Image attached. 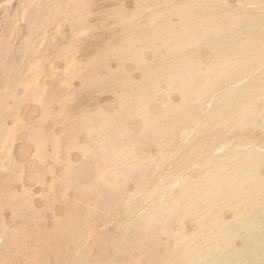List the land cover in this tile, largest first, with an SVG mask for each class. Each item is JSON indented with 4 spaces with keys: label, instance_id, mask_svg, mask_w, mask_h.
I'll return each instance as SVG.
<instances>
[{
    "label": "rangeland",
    "instance_id": "rangeland-1",
    "mask_svg": "<svg viewBox=\"0 0 264 264\" xmlns=\"http://www.w3.org/2000/svg\"><path fill=\"white\" fill-rule=\"evenodd\" d=\"M172 10L0 0V264H158L170 253L164 235L147 234L141 250L137 228L119 249L109 237L162 182L154 164L171 166L167 156L190 132L183 122L198 115L196 103L179 107L177 92L138 84L157 47L146 31ZM164 103L179 109L172 116Z\"/></svg>",
    "mask_w": 264,
    "mask_h": 264
},
{
    "label": "bare ground",
    "instance_id": "bare-ground-1",
    "mask_svg": "<svg viewBox=\"0 0 264 264\" xmlns=\"http://www.w3.org/2000/svg\"><path fill=\"white\" fill-rule=\"evenodd\" d=\"M143 2L173 10L146 31L157 47L138 84L177 92L179 107L196 103L198 115L183 122L190 132L167 156L171 166L161 172L154 164L153 178L162 182L148 200L136 197L138 209L128 206L110 248L137 228V250L147 234L168 239L170 253L158 264H264V0ZM135 105L147 126V110ZM160 108L172 116L179 109Z\"/></svg>",
    "mask_w": 264,
    "mask_h": 264
}]
</instances>
